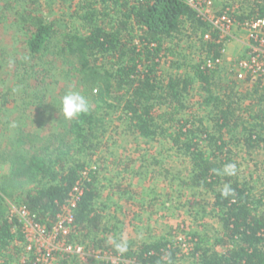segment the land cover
<instances>
[{
    "label": "trees",
    "instance_id": "trees-1",
    "mask_svg": "<svg viewBox=\"0 0 264 264\" xmlns=\"http://www.w3.org/2000/svg\"><path fill=\"white\" fill-rule=\"evenodd\" d=\"M261 8L257 15L264 17V6ZM253 15L254 12L237 15V19L244 21ZM75 16L84 35L58 28L34 9L19 12L25 39L22 53L14 58L16 83L3 96L0 116L5 106L23 95L24 111L30 106L44 114L58 110L60 97L67 90L57 95L52 92L63 76L76 81L73 90L88 99L89 111L61 122L46 141L39 133L31 138L22 130L18 132L19 141L11 145V176H5L8 184L0 189L3 264H13L16 256L18 259L21 252L17 243L23 242L21 225L8 215L10 206L5 199L15 193L21 195V204L36 216L38 223L52 226L81 183L83 194L74 210L72 240L85 243L97 239L104 216L97 202L99 170L90 161L102 145L107 118L117 113V120L139 138L163 137L184 149L196 183L213 195L212 206L221 230L213 238L192 234L194 246L189 257L195 264H264V168L243 177L242 163L238 161L243 157L234 152L235 148L249 153L264 145V96L255 90L256 94L247 92L239 97L234 89L214 94L210 87L218 85L215 79L219 71L203 70L199 64L194 66L193 76L176 74L166 81L159 80L162 52H175L164 46L166 40L187 29L200 38L210 30L184 0H140L137 4L88 0L79 6ZM200 48L218 57L223 45L202 42ZM57 69L60 72L51 75ZM32 79L37 89L30 94L26 90L32 87ZM195 81L208 92L205 103L209 106V125L203 119L195 127L194 120L177 117L187 108L185 99ZM248 99L252 103L243 108L241 100ZM160 109H164L162 114H155ZM167 123L177 124L178 131L171 133L170 127H164ZM244 124L248 126L243 135L235 136ZM227 163L237 165L236 175L217 176L212 172ZM225 183L235 190L234 196H221ZM184 256L179 246L162 238L137 249L129 247L119 262L92 259L85 264H177Z\"/></svg>",
    "mask_w": 264,
    "mask_h": 264
},
{
    "label": "rangeland",
    "instance_id": "rangeland-1",
    "mask_svg": "<svg viewBox=\"0 0 264 264\" xmlns=\"http://www.w3.org/2000/svg\"><path fill=\"white\" fill-rule=\"evenodd\" d=\"M85 1L88 0H0V104L5 93L14 87L17 79L14 75V58H19L18 55L22 53L25 39L19 12L25 8L34 9L48 21L56 23L58 28L84 35L85 32L81 29L75 12ZM225 5L232 6L238 15L252 12L257 15L264 6V1L216 0L217 8ZM188 32V29L184 30L182 35H175L165 41L164 46L174 48L175 52L172 55L169 52H162L159 80L166 81L169 76L176 74L193 76V68L198 64V56L202 51L200 48L202 42L197 39L199 35L191 36ZM235 37L236 40L227 46L226 57L231 60L241 57L245 51V46H242L243 33L236 31ZM230 68V63L226 61L216 76L215 81L218 85H213L210 90L214 94H225L234 89L239 97L246 95L247 88L237 82L234 75L229 72ZM55 72L60 71L59 69L51 71V75ZM58 80L57 87L53 88V95L61 93L62 90H73L77 85L76 81L72 79L69 81L64 76ZM29 84L32 87L26 91L31 94L37 89V82L32 79ZM12 93L9 95L10 99L13 98ZM25 96L5 106L0 116V189L4 184H8L4 182L5 176H11L13 169L11 158L14 154L11 145L19 141L18 132L22 130L25 135H31V138L35 133H39L40 138L46 141L61 122L69 121H66L59 109L44 114L35 106H30L24 111L21 105ZM207 97L208 92L195 81L185 99L187 108L177 117L183 121L194 120L195 127L200 124L199 120L203 119L205 124L209 125V106L205 103ZM241 101L243 108L252 103L249 99ZM163 111L164 109H160L155 114L161 115ZM118 116L119 113L107 118L106 133L101 138L102 145L97 155L90 161L92 167L99 170L97 187L100 198L97 202L98 209L104 216V225L97 239L80 244L90 252L91 260L119 262L121 254H115L114 247L108 243L110 238H119L123 234L127 236L129 247L133 249H137L143 243L165 238L179 246L185 254L177 264H195V260L189 257L194 246L191 241L192 234L213 238L217 236L216 232L221 230V224L215 217L212 206L213 195L196 183L189 157L186 156L184 149L180 150V147L174 145L170 139L163 137L156 140L139 138L133 131L128 130L125 123L117 120ZM244 116L248 117L245 113ZM246 121H249V118ZM246 126L248 124H244L243 129L241 128L235 136H242ZM164 127H170L171 133L177 132L179 128L177 124L172 123H167ZM185 139L186 137L182 138ZM38 143L35 145H39ZM234 152H240V156L243 157L238 159L242 163L240 169L243 177H249L257 168L260 173L264 168V145L249 153L235 148ZM255 176L257 177V174ZM5 199L10 206L8 215L23 206L20 202L21 195L18 193ZM101 240H105V243L102 244ZM17 246L21 253L18 259L15 257L13 264H22L24 256L22 244L17 243ZM3 263V259H0V264ZM54 264L85 263L78 257L71 258L61 254Z\"/></svg>",
    "mask_w": 264,
    "mask_h": 264
},
{
    "label": "built area",
    "instance_id": "built-area-1",
    "mask_svg": "<svg viewBox=\"0 0 264 264\" xmlns=\"http://www.w3.org/2000/svg\"><path fill=\"white\" fill-rule=\"evenodd\" d=\"M126 1L137 4L140 0ZM184 1L210 27L202 38L199 35L197 39L205 43L214 42L223 45L218 57L207 51H201L198 56L200 67L207 71H221L227 61L231 66L229 72L234 75L239 84L247 88L248 93L256 94L257 92L259 96H264V17L253 15L240 21L232 6L225 5L217 8L216 0ZM236 31L243 33L245 51L241 57L231 60L226 57L227 46L236 40ZM188 33L194 36L190 30ZM82 194V184L78 183L52 226L38 223L36 216L25 206H21L9 215L11 219L16 218L21 225L23 234L21 244L24 255L22 264H54L61 254L71 258L78 257L83 263L91 260L90 252L83 245L72 240V234L75 231L74 210Z\"/></svg>",
    "mask_w": 264,
    "mask_h": 264
},
{
    "label": "clouds",
    "instance_id": "clouds-1",
    "mask_svg": "<svg viewBox=\"0 0 264 264\" xmlns=\"http://www.w3.org/2000/svg\"><path fill=\"white\" fill-rule=\"evenodd\" d=\"M59 111L66 120L76 119L89 111L88 99L80 92L69 89L60 97ZM212 172L217 176H234L237 174V165L227 163L222 168H213ZM220 194L228 198L235 195V190L229 183H225ZM108 243L120 254L126 253L129 249V240L123 234L119 238H110Z\"/></svg>",
    "mask_w": 264,
    "mask_h": 264
},
{
    "label": "crops",
    "instance_id": "crops-1",
    "mask_svg": "<svg viewBox=\"0 0 264 264\" xmlns=\"http://www.w3.org/2000/svg\"><path fill=\"white\" fill-rule=\"evenodd\" d=\"M229 46H230V45H229ZM242 46H245V45H244V41H243V40H242Z\"/></svg>",
    "mask_w": 264,
    "mask_h": 264
}]
</instances>
